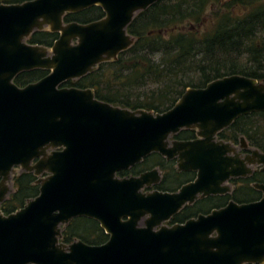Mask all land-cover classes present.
<instances>
[{"label":"water","instance_id":"obj_1","mask_svg":"<svg viewBox=\"0 0 264 264\" xmlns=\"http://www.w3.org/2000/svg\"><path fill=\"white\" fill-rule=\"evenodd\" d=\"M157 0H25L0 2V203L19 167L35 175L39 193L19 209L0 211V264H263L264 183L259 199L200 213L166 225L185 204L225 194L230 178L264 171V152L241 137L242 155L216 134L237 117L264 111V82L230 74L188 87L163 112L131 109L95 97L92 88L61 86L116 60L134 37L127 26ZM100 6L104 16L64 22L68 12ZM58 33L51 47L31 44L36 30ZM46 69L18 86L23 71ZM193 129V140H169ZM152 152L176 158L177 170L196 172L177 191L141 190L160 180L153 168L136 176L117 172ZM99 222L102 244L61 239L75 217ZM144 219V226L140 224Z\"/></svg>","mask_w":264,"mask_h":264},{"label":"trees","instance_id":"obj_2","mask_svg":"<svg viewBox=\"0 0 264 264\" xmlns=\"http://www.w3.org/2000/svg\"><path fill=\"white\" fill-rule=\"evenodd\" d=\"M23 1L0 0L3 3ZM103 16L102 8L94 5L68 12L63 20L88 23ZM127 31L135 40L116 60L102 62L92 72L61 85L91 87L100 100L131 109L163 112L188 87H204L226 75L241 74L264 82V0H157L134 16ZM57 38V32L43 29L34 31L27 42L51 47ZM47 73L46 69L36 68L19 73L13 81L24 86ZM188 132L194 130L181 133ZM240 136L264 152V111L240 115L219 133V138L235 142ZM155 166L162 173L157 186L161 190L174 191L193 176L192 172H177L174 161H166L155 152L130 171L118 174L138 173ZM35 179L32 172L15 175L14 190L1 203V211L11 213L37 196L39 186L34 183ZM232 181L234 188L230 194L199 200L182 209L174 219L184 221L199 212L208 213L224 206L229 199L238 203L259 199L261 193L252 184L264 183V171L256 169L249 178ZM106 239L107 234L92 218L75 217L62 228L63 243L81 240L100 244Z\"/></svg>","mask_w":264,"mask_h":264},{"label":"flooded vegetation","instance_id":"obj_3","mask_svg":"<svg viewBox=\"0 0 264 264\" xmlns=\"http://www.w3.org/2000/svg\"><path fill=\"white\" fill-rule=\"evenodd\" d=\"M76 22V21H75ZM67 23V22H66ZM24 72V71H23ZM49 72V71H48ZM21 73V72H20ZM19 74V73H18ZM17 74V75H18ZM39 80V79H38ZM37 81V80H36ZM32 82H34V81H32ZM30 83V82H29ZM62 86V85H61ZM67 87H70V86H67ZM73 87H76V86H73ZM79 88V87H78ZM86 88H91V87H86ZM94 91V90H93ZM94 95H95V93H94ZM97 98V97H96ZM227 128V127H226ZM225 129V128H224ZM182 130H191V129H181L180 131H178L177 133H175V134H173V135H171L170 137H169V140L170 141H172V140H193V139H195L196 137H197V135H196V131L194 130V132L193 133H191V132H188L187 134H182L181 132H182ZM222 131V130H221ZM221 131H219L217 134H216V140H224V141H229V142H231L232 143V145L234 146V147H236V151L237 152H239V153H241L242 155H244L245 153H247V152H249V149L248 148H242L240 145H241V141H240V138L241 137H244V136H240L239 138H238V140L235 142V141H233V140H227V139H224V138H219V133L221 132ZM245 138V137H244ZM245 142L247 143V145L249 146V147H254V146H251L250 144H249V142H248V140L245 138ZM256 148V147H255ZM152 153H154V152H152ZM155 153H157V152H155ZM151 154V153H150ZM159 154V153H158ZM160 155V154H159ZM148 156V155H147ZM162 156V155H161ZM162 157H164V156H162ZM145 158V157H144ZM143 158V159H144ZM165 158V160L166 161H174V164H175V168H176V171L177 172H192L193 173V176H192V178H190L189 180H186V181H184V182H182L181 184H180V186L176 189V190H174V191H177L183 184H185V183H187V182H190V181H192V180H194L195 179V177H196V172L195 171H191V170H181V171H178L177 170V164H176V158L174 157V158H172V159H167L166 157H164ZM142 159V160H143ZM140 162H142V161H140ZM139 162V163H140ZM138 163H136L135 165H137ZM135 165H133V166H131V167H129L128 169H124V170H120V171H118L117 172V175L119 176V177H127V176H136V175H139L141 172H144V171H147V170H150V169H153V168H157L158 170H159V174H160V180L157 182V183H154V184H152L151 186H145L141 191L142 192H145V191H152V190H159V191H167V190H161V189H159V188H157V186L159 185V183L161 182V180H162V173H161V170H160V168L158 167V166H155V167H152V168H150V169H145V170H141V171H139L138 173H134V172H129V173H127L126 175H123V176H120L118 173L119 172H121V171H130V169L132 168V167H134ZM18 169H19V167H17ZM256 169H259L260 170V167L259 166H254L253 167V171H252V173H251V175L253 174V172H254V170H256ZM21 172H23V170H20L19 169V171H15L13 174H12V176H11V179L9 180V181H11L12 180V184H13V177L15 176V175H17V174H19V173H21ZM25 172H32L33 173V175L36 177V179H35V181H34V183L35 184H38V186H39V183H37V180L40 178V177H44V176H46L47 175V173L46 172H43L41 175H35L34 174V172L33 171H25ZM251 175H249V176H247V177H234V178H230L226 183H228L229 184V186L231 187V190H230V192H227V193H225V194H216V195H208V196H205V197H202V198H197L193 203H191V204H185L176 214H174L173 216H171L170 217V219L169 220H167V221H165V222H163L164 224H166V225H172V224H174V223H183V222H185L187 219H189V218H193V217H196L198 214H200V213H202V212H199V213H197L195 216H191V217H189V218H187V219H185L184 221H180L179 219H177V220H175L174 219V217L178 214V213H180L181 211H182V209H184L186 206H192V205H194L196 202H198L199 200H204L205 198H207V197H209V196H223V195H227V194H230L231 192H232V190H233V188H234V183H233V179H235V178H249ZM0 180H1V178H0ZM9 181H7V185H8V183H9ZM261 183V182H260ZM174 191H168V192H174ZM12 192V191H11ZM10 192V193H11ZM10 193L8 194V196L10 195ZM8 196L5 198V199H7L8 198ZM4 199V200H5ZM230 200V199H229ZM228 200V201H229ZM227 201V202H228ZM3 202V201H2ZM1 202V203H2ZM1 203H0V205H1ZM227 204V203H226ZM225 204V205H226ZM0 211H1V208H0ZM2 212V211H1ZM3 213V212H2ZM3 214H5V213H3ZM9 214V213H8ZM205 214V213H204ZM147 216H144L142 219H141V222H140V224L141 225H143L144 226V219L146 218ZM174 219V220H173ZM95 220V219H94ZM98 222V221H97ZM99 223V222H98ZM100 225V224H99ZM102 228V227H101ZM104 231V230H103ZM105 232V231H104ZM107 234V233H106ZM108 234H107V239H108ZM107 239L104 241V242H106L107 241ZM61 240V239H60ZM74 241V240H73ZM103 242V243H104ZM71 243V242H70ZM66 244H69V243H66ZM100 244H102V243H100Z\"/></svg>","mask_w":264,"mask_h":264},{"label":"rangeland","instance_id":"obj_4","mask_svg":"<svg viewBox=\"0 0 264 264\" xmlns=\"http://www.w3.org/2000/svg\"><path fill=\"white\" fill-rule=\"evenodd\" d=\"M219 3V2H218ZM218 6V5H217ZM220 6V5H219ZM226 7H223V9H225ZM17 171H19V169L18 168H16V172ZM8 186H9V188L11 189V191H13L14 190V188H13V184H12V180L11 181H9V183H8Z\"/></svg>","mask_w":264,"mask_h":264}]
</instances>
